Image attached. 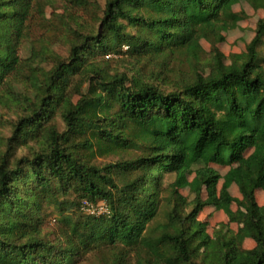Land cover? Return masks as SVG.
<instances>
[{
  "label": "trees",
  "instance_id": "16d2710c",
  "mask_svg": "<svg viewBox=\"0 0 264 264\" xmlns=\"http://www.w3.org/2000/svg\"><path fill=\"white\" fill-rule=\"evenodd\" d=\"M247 1L264 10V0ZM237 2L107 0L99 31L76 32L69 57L54 58L30 113L15 127V139L46 134L47 147L23 158L17 168L0 161V264H75L87 251L119 244L137 251L142 264H195L199 254L207 264H264V205L256 197L264 188V17L238 64L225 63L216 47L209 75L196 71L177 79L179 88L170 92L128 73L108 74L91 62L93 53H120L125 46L132 57H163V65L174 54L196 59L202 38L222 41V30L245 18L234 10ZM33 3L0 0V88L22 72L18 46L27 35ZM73 92L82 94L77 103ZM56 111L66 123L62 134L46 126ZM79 150L90 160L132 157L99 167L79 158ZM198 163L205 166L188 182V169ZM211 164L230 167L220 195L219 174ZM165 174H176L173 185L180 199L185 201L177 187L189 183L198 209L224 207L240 224L238 231L211 238L204 223L195 216L182 218L176 209L166 223L154 226ZM51 177L73 188L80 197L76 211L85 216L67 218L65 247L39 235L36 211H26L28 203L19 195L21 180L31 179L49 191ZM233 182L242 194L237 211L230 208L237 199L226 190ZM204 187L208 197L202 201ZM84 200L104 201L110 213L88 214ZM247 238L254 247L243 246Z\"/></svg>",
  "mask_w": 264,
  "mask_h": 264
},
{
  "label": "rangeland",
  "instance_id": "374dc122",
  "mask_svg": "<svg viewBox=\"0 0 264 264\" xmlns=\"http://www.w3.org/2000/svg\"><path fill=\"white\" fill-rule=\"evenodd\" d=\"M107 0H34L31 15L27 21L25 38L20 40L18 56L24 62L22 72L13 78L7 85L0 88V161H7L10 168H17L23 158H32L35 153L42 152L48 145L46 134L38 137L31 134L24 138L14 137L15 127L19 119L30 113L28 110L32 101L37 97V86L44 78L45 72L53 67L56 56L69 57L72 43L75 42L76 32H98L101 19L104 15ZM234 10L244 14L241 21L228 24L222 30V41H211L205 38L200 40L201 51L198 58L174 54L165 59L146 55L141 58L132 57L126 53L127 46L120 53H93L91 62L103 69L108 74L128 73L130 78H139L146 82L156 83L167 92L179 88L177 79L191 77L196 71L209 75L212 70L214 48H218L223 60L227 64H238L239 55L246 50L253 39L257 24L264 17L263 9L254 8L247 0H238ZM130 29L133 31L134 26ZM264 55V42L260 47ZM167 69H171L169 75ZM89 84L84 85L82 93L86 94ZM82 97L81 93L73 92L72 100L77 103ZM47 128L52 127L60 134L66 131V123L61 113L56 111L47 123ZM137 154V153H135ZM77 156L88 159L99 167L106 164L117 163L132 157V154L122 155H96L91 158L88 152L79 150ZM24 165V164H22ZM21 166V164H20ZM202 163L194 164L187 171V180L191 182L197 175V170L204 167ZM219 178L216 183V193L221 194L230 169L227 166L211 164ZM25 174L31 175L28 167ZM118 179V172L115 173ZM176 174H165L162 179L160 206L157 216L153 220L154 226H159L168 221V216L173 210H178L182 218L195 216V219L205 224V232L211 238L217 235L235 234L240 224L232 222L224 207L204 205L197 207V195L191 191V186L186 183L177 187V191L185 198L180 199L175 193L174 182ZM52 185L49 191L39 187V183L31 179L20 181L19 195L27 204L26 211L35 210L34 223L39 229V235L47 242L65 247V234L69 229L66 222L68 217L72 220L85 218L76 211L75 204L80 197L72 187H65L58 180L51 177ZM229 194L237 199L230 208L237 211L241 208L238 200L242 199L238 185L233 182L226 189ZM208 197L207 187H204L202 201ZM257 201L264 205V188L256 192ZM186 222H190L187 219ZM255 242L247 238L243 246L254 247ZM143 257L131 246L119 244L117 246L101 245L96 249L87 251L79 257L75 264H142ZM146 264V263H144ZM195 264H207L203 255L195 258Z\"/></svg>",
  "mask_w": 264,
  "mask_h": 264
},
{
  "label": "built area",
  "instance_id": "2783aa9c",
  "mask_svg": "<svg viewBox=\"0 0 264 264\" xmlns=\"http://www.w3.org/2000/svg\"><path fill=\"white\" fill-rule=\"evenodd\" d=\"M82 209L88 214L97 216L110 213V209L104 201L95 204L89 200H84L82 204Z\"/></svg>",
  "mask_w": 264,
  "mask_h": 264
}]
</instances>
